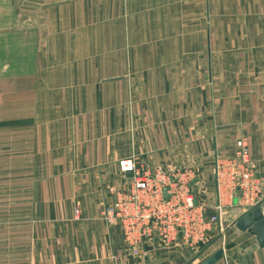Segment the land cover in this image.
I'll list each match as a JSON object with an SVG mask.
<instances>
[{
	"label": "crops",
	"instance_id": "crops-1",
	"mask_svg": "<svg viewBox=\"0 0 264 264\" xmlns=\"http://www.w3.org/2000/svg\"><path fill=\"white\" fill-rule=\"evenodd\" d=\"M241 137L264 182V0H0V264H264L216 186ZM125 158L196 168L207 242H127Z\"/></svg>",
	"mask_w": 264,
	"mask_h": 264
},
{
	"label": "built area",
	"instance_id": "built-area-1",
	"mask_svg": "<svg viewBox=\"0 0 264 264\" xmlns=\"http://www.w3.org/2000/svg\"><path fill=\"white\" fill-rule=\"evenodd\" d=\"M119 170L132 172L127 188L119 190L117 202L107 208L109 223L122 226L128 243L143 251L146 244L161 241L170 244L179 234L192 240L207 242V231L217 224L220 215L207 217L203 193L191 185L196 168L156 167L144 172L136 158L119 161ZM215 179L219 197L237 195L239 202L259 206L264 182L252 167L247 137L236 142L233 154L215 157Z\"/></svg>",
	"mask_w": 264,
	"mask_h": 264
},
{
	"label": "water",
	"instance_id": "water-1",
	"mask_svg": "<svg viewBox=\"0 0 264 264\" xmlns=\"http://www.w3.org/2000/svg\"><path fill=\"white\" fill-rule=\"evenodd\" d=\"M128 175L132 176L133 173L129 172ZM234 225L244 232H249L256 236L261 246H264V212L261 205L256 206L238 218ZM146 250L151 249L149 246L145 247ZM223 256V250H218L213 256L209 257L202 264H215Z\"/></svg>",
	"mask_w": 264,
	"mask_h": 264
}]
</instances>
